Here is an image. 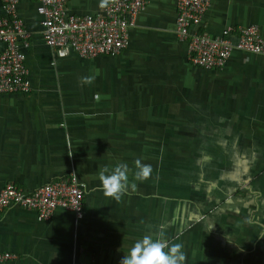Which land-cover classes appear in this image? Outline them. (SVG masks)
<instances>
[{
	"label": "crops",
	"instance_id": "1",
	"mask_svg": "<svg viewBox=\"0 0 264 264\" xmlns=\"http://www.w3.org/2000/svg\"><path fill=\"white\" fill-rule=\"evenodd\" d=\"M99 5L68 0L67 9L100 13ZM36 6L15 5L30 33V89L0 94V189L74 173L83 217L58 208L40 220L9 205L0 251L17 256L0 264H119L157 232L184 245L186 264H264V55L233 49L218 69L195 65L175 32L176 0H148L120 53L60 57L42 38ZM245 25L264 39V0H210L197 29L229 27L235 42ZM137 158L152 166L150 179L120 202L105 197L98 170L125 162L131 181Z\"/></svg>",
	"mask_w": 264,
	"mask_h": 264
},
{
	"label": "built area",
	"instance_id": "2",
	"mask_svg": "<svg viewBox=\"0 0 264 264\" xmlns=\"http://www.w3.org/2000/svg\"><path fill=\"white\" fill-rule=\"evenodd\" d=\"M18 0H0V94L25 93L30 89L23 49L30 33L16 14ZM41 15L42 38L57 56L75 52L80 57L120 53L128 43L129 28L148 0H112L100 13L75 14L67 9L68 0H35ZM210 0H176L175 32L186 43L188 57L202 68L223 66L233 49L264 55V39L256 25L236 27V41L229 39L230 28L219 35L197 29ZM83 183L74 173L27 189L7 182L0 189V212L9 205L35 211L37 218L48 220L58 208L71 211L75 219L83 217ZM0 251V262L16 258Z\"/></svg>",
	"mask_w": 264,
	"mask_h": 264
},
{
	"label": "clouds",
	"instance_id": "3",
	"mask_svg": "<svg viewBox=\"0 0 264 264\" xmlns=\"http://www.w3.org/2000/svg\"><path fill=\"white\" fill-rule=\"evenodd\" d=\"M111 2L112 0H100L99 6L106 8ZM97 75H99L98 69L95 70V75L81 77L80 82L90 85ZM134 167L136 171L131 181L129 179L131 169L125 162L101 167L97 173L101 185L99 190L103 192L105 197L120 202L129 191L135 192L137 190V181L144 182L151 177L152 166L142 163L140 158L134 161ZM227 239L231 241L229 237ZM183 248L182 243H169L163 232H157L155 237L151 234H145L134 243L119 264H186L187 254Z\"/></svg>",
	"mask_w": 264,
	"mask_h": 264
}]
</instances>
